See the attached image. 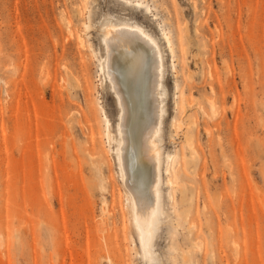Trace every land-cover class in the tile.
Segmentation results:
<instances>
[{
  "label": "rangeland",
  "instance_id": "374dc122",
  "mask_svg": "<svg viewBox=\"0 0 264 264\" xmlns=\"http://www.w3.org/2000/svg\"><path fill=\"white\" fill-rule=\"evenodd\" d=\"M121 23L164 55L154 263L264 264V0H0V264H150L101 68Z\"/></svg>",
  "mask_w": 264,
  "mask_h": 264
},
{
  "label": "bare ground",
  "instance_id": "6f19581e",
  "mask_svg": "<svg viewBox=\"0 0 264 264\" xmlns=\"http://www.w3.org/2000/svg\"><path fill=\"white\" fill-rule=\"evenodd\" d=\"M164 36L172 46L171 37L167 33ZM103 41L105 57L104 60L101 58V68L109 79L119 108L118 159L130 193L142 256L155 264L152 248L161 215L162 183V154L158 140L165 113L161 89L165 71L163 50L157 39L137 24L112 25L105 32ZM106 121L107 137L111 142L108 115ZM168 180L173 183L172 178Z\"/></svg>",
  "mask_w": 264,
  "mask_h": 264
}]
</instances>
